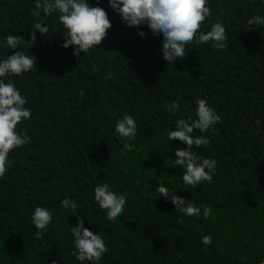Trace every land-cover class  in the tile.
I'll return each mask as SVG.
<instances>
[{
	"label": "trees",
	"instance_id": "trees-1",
	"mask_svg": "<svg viewBox=\"0 0 264 264\" xmlns=\"http://www.w3.org/2000/svg\"><path fill=\"white\" fill-rule=\"evenodd\" d=\"M36 0H0V61L15 51L36 58V69L7 76L26 99L31 118L17 125L31 142L9 153L0 178V264H262L264 262V0H206L207 32L221 23L228 48L211 43L186 45V58L168 64L162 34L144 24L128 27L108 0H88L103 8L112 27L102 43L74 55L65 42L58 13L40 22L53 33L36 32V43L9 49L8 35L30 41ZM143 31L144 37L139 35ZM206 100L221 121L206 133V147L193 148L215 159L211 183L193 188L181 179L175 151L187 148L168 140L179 119L195 120L196 101ZM173 101L178 110L165 105ZM131 115L134 140L115 132L116 121ZM135 145L131 151L124 143ZM169 199L159 196V183ZM126 194L124 211L114 221L95 202L94 188ZM200 208L199 217L177 210L171 194ZM75 201L62 206L64 199ZM47 208L52 222L42 238L31 222L35 207ZM211 214L204 218V208ZM101 235L108 251L99 261L81 262L72 252L69 227ZM183 220V224L179 223ZM211 236L212 243H201Z\"/></svg>",
	"mask_w": 264,
	"mask_h": 264
},
{
	"label": "clouds",
	"instance_id": "clouds-1",
	"mask_svg": "<svg viewBox=\"0 0 264 264\" xmlns=\"http://www.w3.org/2000/svg\"><path fill=\"white\" fill-rule=\"evenodd\" d=\"M110 7L119 14L122 21L128 27L146 25L153 34H162V52L168 64H175L180 59L186 58V45L194 40L197 45L211 43L215 50L223 51L228 48L226 41L228 36L226 29L221 23H214L209 31L201 32V25L207 18L211 17L212 11L206 6V0H108ZM43 12L45 15L58 13V19L63 26L65 42L62 47L74 48V55L79 57L80 53H88L90 49L99 46L106 38L107 31L112 27L107 12L99 6H90L88 0H36L35 10L31 15L36 18L32 25L30 41L22 36L8 35L6 44L9 49H17L19 45L27 42L30 47L36 43V32L42 36H50L53 32L49 27L40 22L39 17ZM248 24L264 25V17L253 16ZM142 37L146 35L143 31L139 33ZM36 58L26 55L22 51H15L0 61V78L7 76H20L36 69ZM27 101L16 89L11 81L5 83L0 79V178L8 170L10 161L9 153L22 148L31 142L26 133H18L17 125L23 120L31 118V110L26 108ZM196 119L188 117L187 120L179 119L175 123V130L168 132V140H179L187 145V148L175 151L174 164L182 167L181 179L185 185L193 188L207 181L211 183L216 171L217 161L215 159L202 158L193 151V148L206 147L210 141L204 136H193L194 130L206 133L210 129L214 131L213 125L221 121V117L208 106L206 100L196 101ZM169 110H178L179 104L173 101L165 105ZM115 132L119 138L125 141L134 140L137 133V124L131 115H124L116 121ZM124 148L131 151L135 145L124 143ZM159 196L169 199V189L159 183L156 187ZM94 199L99 207L106 210L107 219L114 221L124 211L126 194H117L109 190V184L103 183L94 188ZM171 202L175 210L189 216L199 217L200 208L186 199L171 194ZM62 206L71 207L75 215L77 205L75 201L64 199ZM211 214V209L205 207L204 218ZM75 226L69 227L74 238V250L72 255L79 261H99L108 251L105 241L98 233H93L84 227V218L78 217ZM31 222L37 229L35 236L42 238L48 231L52 222L51 212L44 207L37 206L31 216ZM183 220L179 223L183 224ZM201 243L208 246L212 243L211 236H203ZM55 264V261H53ZM264 264V262H262Z\"/></svg>",
	"mask_w": 264,
	"mask_h": 264
}]
</instances>
